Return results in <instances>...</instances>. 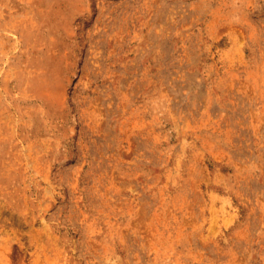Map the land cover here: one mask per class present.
Here are the masks:
<instances>
[{"label": "rangeland", "instance_id": "1", "mask_svg": "<svg viewBox=\"0 0 264 264\" xmlns=\"http://www.w3.org/2000/svg\"><path fill=\"white\" fill-rule=\"evenodd\" d=\"M0 264H264V0H0Z\"/></svg>", "mask_w": 264, "mask_h": 264}]
</instances>
